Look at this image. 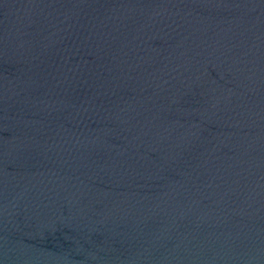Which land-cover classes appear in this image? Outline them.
<instances>
[{"label":"water","instance_id":"water-1","mask_svg":"<svg viewBox=\"0 0 264 264\" xmlns=\"http://www.w3.org/2000/svg\"><path fill=\"white\" fill-rule=\"evenodd\" d=\"M0 264H264V0H0Z\"/></svg>","mask_w":264,"mask_h":264}]
</instances>
